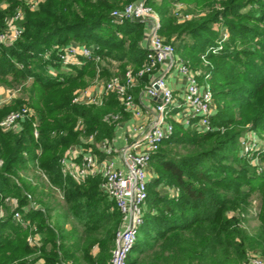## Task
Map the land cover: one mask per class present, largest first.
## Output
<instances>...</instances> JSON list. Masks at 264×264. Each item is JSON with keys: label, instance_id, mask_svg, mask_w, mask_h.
Masks as SVG:
<instances>
[{"label": "trees", "instance_id": "1", "mask_svg": "<svg viewBox=\"0 0 264 264\" xmlns=\"http://www.w3.org/2000/svg\"><path fill=\"white\" fill-rule=\"evenodd\" d=\"M129 1L43 0L31 8L27 0H0V28L18 9L25 12L22 35L0 46V84L21 91L0 106V119L25 103L34 109L20 129L0 128V209L2 204L8 209L0 215V264H109L121 212L100 189L98 176L79 181L64 172L61 158L90 133L99 151L95 143L111 139L126 115L114 92L100 103L75 102L73 95L86 85L85 76L95 78L97 68L103 77L110 73L97 56L122 62L121 72L110 77L145 61L149 23L117 22L111 15ZM175 1L146 0L159 14V33L176 50L208 59L203 68L194 64L199 60L190 64L211 87L213 128L174 122L152 154L143 222L127 264H243L251 252L264 259V165L259 171L240 154L247 129L264 136V0H207L206 12L181 21L170 7ZM213 23L228 36H219ZM72 41L92 45V55L65 67L60 48ZM30 171L39 177L24 174ZM54 190L62 201L52 200ZM253 193L260 210L252 204ZM8 196L17 197L20 206L37 203L24 214L27 226L13 218ZM249 216L257 218L252 229ZM30 232L41 233V245L28 241Z\"/></svg>", "mask_w": 264, "mask_h": 264}, {"label": "built area", "instance_id": "2", "mask_svg": "<svg viewBox=\"0 0 264 264\" xmlns=\"http://www.w3.org/2000/svg\"><path fill=\"white\" fill-rule=\"evenodd\" d=\"M41 1L43 0H27V4L35 8ZM179 8L180 6H175L174 11L177 14H181L178 12ZM111 15L117 22L134 19L149 23L145 35L146 59L137 69L128 66L123 75H114L105 81L92 84L100 88L98 94H93L91 85L76 89L73 101L100 103L107 92H114L125 111L140 115L143 111L135 98L133 88L142 76L153 73L158 66H164L162 71L152 75L144 86L145 95L154 99L150 117L147 122L133 126L131 131L125 133L124 142L119 147L112 145V138H105L95 143L99 152L91 144L94 142L93 133L82 137L85 143L81 142L69 147L61 158V164L64 172L71 174L79 181H84L89 177H99L100 189L114 200L122 215L121 226L115 234V246L112 249L109 264H127L128 253L135 243L139 227L143 222L147 184L152 177L150 167L152 154L172 133L174 121L198 130L212 129L211 116L215 107L211 87L204 78H201L202 70L182 59L176 53L174 45L166 41L159 33V14L146 0L129 1L121 7L112 9ZM185 16L188 15L185 14ZM24 18L25 12L22 9H18L7 17L5 25L0 28V46L14 43L22 35ZM221 37L226 38V32L222 31ZM92 47V45L78 41H72L61 47L59 53L63 65L67 67L70 63H82V57L92 55ZM51 52L52 49L48 50L47 56ZM173 70L182 75L186 81L181 98H176L173 89L167 85V75ZM52 71L57 73L54 68ZM19 90V88L10 87L5 92L6 94L1 92L0 106L18 96ZM33 114L32 107L23 105L1 118L0 128L18 130L22 127L26 117ZM114 117L119 118L117 114ZM35 125L37 126V123ZM35 134L39 135L37 127ZM263 152V134L247 129L240 136V154L247 157L249 162L260 171L264 165ZM2 162L3 159H0V163ZM40 172L45 179L48 178L45 172L41 170ZM5 202L13 211L15 221L27 226L29 221L24 218V214L36 207L37 203L31 200L20 206L18 198L13 196L6 197ZM7 212L8 209L2 204L0 215L4 216ZM27 239L33 245H41L43 242L40 232H30ZM31 264L44 263L39 260ZM61 264L71 263L63 261ZM243 264H264V259L260 254L251 252Z\"/></svg>", "mask_w": 264, "mask_h": 264}, {"label": "rangeland", "instance_id": "3", "mask_svg": "<svg viewBox=\"0 0 264 264\" xmlns=\"http://www.w3.org/2000/svg\"><path fill=\"white\" fill-rule=\"evenodd\" d=\"M206 1L207 0H176L175 2L171 3L170 7H171V10H175V6H180L178 12H180L182 14H177L175 11L173 12L175 18L179 21L181 20H184L185 19V14L188 15L186 18H191L193 17L194 15H200V14H203L205 11V8L204 6L206 5ZM157 2H159V0H157ZM151 5V4H150ZM215 6L216 7H220L219 3H215ZM151 7L153 8V4L151 5ZM154 11H156L154 8H153ZM212 26L216 29H218V31L220 30L221 26L220 24L218 23H213ZM224 32H226L227 36H228V33H227V30L224 29L222 30ZM163 38L166 40V41H169L165 35H162ZM219 36H221V33L219 31ZM173 38V35L171 36V39ZM215 39V42L217 44H220L219 40H218V37H214ZM191 40V39H190ZM212 45L210 46H207L206 50H212L211 49ZM176 53L184 60H187L189 63H194V60H199V63H194L196 66L198 65V67H202L205 65V64H208L209 61L208 59L202 57V56H198V57H193V56H190L184 52H181V51H178L176 50ZM95 61H100L101 62V65L103 66H106V68H108L110 71V73L108 74L107 72H104V77L101 75L102 73V70H100L99 68L96 69V76L95 78L92 77V76H85V82H86V85H79L77 86L76 89H79V88H83V87H87L91 84H94L96 83L97 81H102V80H105L106 78H109L111 75L115 74V73H120L121 71L119 70V66H121L122 62L118 61V60H115V59H108V58H99L97 56L96 60ZM128 66H131V64H127ZM107 71V70H105ZM108 74V75H107ZM103 78V79H102ZM8 87L7 85L5 84H0V93L3 92H7L8 90ZM20 90H19V93H18V96L20 94ZM6 94V93H5ZM26 105H29L28 103H25ZM18 109V108H17ZM176 122V121H174ZM173 127H174V123H173ZM150 167H151V171H152V174L154 173V165L153 163L150 161ZM23 173V172H22ZM25 175L27 174V176L30 178V179H35V178H38L39 176L37 175L36 172H32L30 171L29 173H24ZM43 179H45L43 176H42ZM54 196H53V199L52 200H60L62 201V197L60 196V192L58 190H54ZM259 198L257 197V193H253L252 195V204L255 206L254 208L255 209H258L260 210V207H259ZM11 209V208H10ZM257 223V218L256 217H253V216H249L247 221H246V225L248 226L249 229H252L254 228V226L256 225Z\"/></svg>", "mask_w": 264, "mask_h": 264}, {"label": "crops", "instance_id": "4", "mask_svg": "<svg viewBox=\"0 0 264 264\" xmlns=\"http://www.w3.org/2000/svg\"><path fill=\"white\" fill-rule=\"evenodd\" d=\"M143 43L146 45L145 38L143 40ZM163 68L164 66L156 67L153 73L147 74L144 80H139L134 86L133 93L135 95L136 100L138 101L139 107L142 109L143 112L140 115H135L132 112L126 111V115L122 116L117 121L114 134L111 137V143L114 147H119L123 144L124 134L128 131H131L133 126H137L141 123H145L148 121L150 117V112L152 111V107L154 105V99H151L147 95H145L144 86L152 77V75L161 72ZM167 85L173 89L176 98H181L186 87V81L182 75H180L177 71L173 70L167 75ZM91 87L93 90V94L99 93L100 88L98 87V85L91 84Z\"/></svg>", "mask_w": 264, "mask_h": 264}, {"label": "water", "instance_id": "5", "mask_svg": "<svg viewBox=\"0 0 264 264\" xmlns=\"http://www.w3.org/2000/svg\"><path fill=\"white\" fill-rule=\"evenodd\" d=\"M159 96H161V93H159Z\"/></svg>", "mask_w": 264, "mask_h": 264}]
</instances>
